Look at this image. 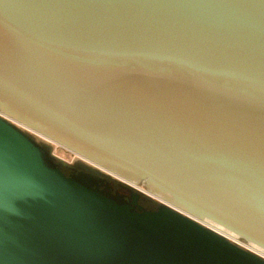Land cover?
Listing matches in <instances>:
<instances>
[{
    "label": "water",
    "instance_id": "water-1",
    "mask_svg": "<svg viewBox=\"0 0 264 264\" xmlns=\"http://www.w3.org/2000/svg\"><path fill=\"white\" fill-rule=\"evenodd\" d=\"M233 240L264 254V0H0V264H264Z\"/></svg>",
    "mask_w": 264,
    "mask_h": 264
},
{
    "label": "rangeland",
    "instance_id": "rangeland-1",
    "mask_svg": "<svg viewBox=\"0 0 264 264\" xmlns=\"http://www.w3.org/2000/svg\"><path fill=\"white\" fill-rule=\"evenodd\" d=\"M21 131H23L27 136H29L36 144L41 146L46 152L51 154V156H54L55 159L61 160L62 162L66 164H70L80 170V173L78 174L79 177H81L84 182L88 184H92V182H96L101 179L102 172L98 171L97 169L89 166L85 162H82L81 160L77 159V157L72 154L71 152L64 150L63 148L56 146L54 144H50L47 141L31 134L30 131L23 130L20 128ZM141 188V187H140ZM142 189V188H141ZM123 194H126V192L122 191ZM235 241V240H233ZM240 244H243L244 247H246L249 251L254 252L253 249H250L249 246L241 241L238 240ZM258 254V253H257ZM262 256V255H260ZM264 257V256H262Z\"/></svg>",
    "mask_w": 264,
    "mask_h": 264
},
{
    "label": "trees",
    "instance_id": "trees-1",
    "mask_svg": "<svg viewBox=\"0 0 264 264\" xmlns=\"http://www.w3.org/2000/svg\"><path fill=\"white\" fill-rule=\"evenodd\" d=\"M51 163L56 165L59 168V170L67 177L76 176L77 174L80 173V170H78L77 168H74L70 166V164H66L57 159H51ZM92 186L108 196L115 197L119 194L120 196H122V198L124 197L122 191L125 192L124 189H127V187L124 186L123 184L106 177L105 178L101 177L100 180L96 182H92ZM157 206L158 203L156 201L144 197V202L142 205L143 209L155 210Z\"/></svg>",
    "mask_w": 264,
    "mask_h": 264
},
{
    "label": "bare ground",
    "instance_id": "bare-ground-1",
    "mask_svg": "<svg viewBox=\"0 0 264 264\" xmlns=\"http://www.w3.org/2000/svg\"><path fill=\"white\" fill-rule=\"evenodd\" d=\"M87 161V160H86ZM87 162H89V161H87ZM109 173H111V174H113L112 172H110L109 171ZM114 175V174H113ZM122 179V178H121ZM211 226V225H210ZM212 227V226H211ZM213 228H214V226H213ZM216 229V228H215ZM218 230V229H217ZM220 231V230H219ZM221 232V231H220ZM228 235V234H227ZM229 237H230V235H229ZM232 237V236H231ZM252 248V247H251ZM256 253H258L259 255H262V256H264V254L263 253H261V252H259L258 250H256V249H254V248H252Z\"/></svg>",
    "mask_w": 264,
    "mask_h": 264
},
{
    "label": "built area",
    "instance_id": "built-area-1",
    "mask_svg": "<svg viewBox=\"0 0 264 264\" xmlns=\"http://www.w3.org/2000/svg\"><path fill=\"white\" fill-rule=\"evenodd\" d=\"M232 242L235 243L237 246H239V247H241V248H243V249H245V250H248L246 247H244L243 244H240V243L238 242V240H235V241H232Z\"/></svg>",
    "mask_w": 264,
    "mask_h": 264
},
{
    "label": "flooded vegetation",
    "instance_id": "flooded-vegetation-1",
    "mask_svg": "<svg viewBox=\"0 0 264 264\" xmlns=\"http://www.w3.org/2000/svg\"><path fill=\"white\" fill-rule=\"evenodd\" d=\"M143 200H141V199H139L138 201H137V204L139 205V206H141L142 207V205H143ZM143 208V207H142Z\"/></svg>",
    "mask_w": 264,
    "mask_h": 264
}]
</instances>
